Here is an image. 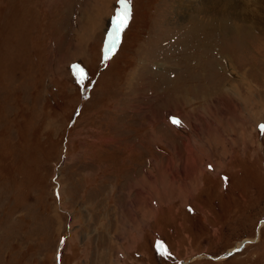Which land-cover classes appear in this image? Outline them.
Returning <instances> with one entry per match:
<instances>
[{
  "label": "rangeland",
  "instance_id": "rangeland-1",
  "mask_svg": "<svg viewBox=\"0 0 264 264\" xmlns=\"http://www.w3.org/2000/svg\"><path fill=\"white\" fill-rule=\"evenodd\" d=\"M117 1L0 0V264H264V0H133L108 41ZM252 97V129L215 123Z\"/></svg>",
  "mask_w": 264,
  "mask_h": 264
},
{
  "label": "crops",
  "instance_id": "crops-1",
  "mask_svg": "<svg viewBox=\"0 0 264 264\" xmlns=\"http://www.w3.org/2000/svg\"><path fill=\"white\" fill-rule=\"evenodd\" d=\"M250 87H251V90H252L251 93H254L255 91L253 90V87L252 86H250ZM224 92L226 93L227 90L224 89ZM192 93H194V92H192ZM256 93H260V91L258 90V91H256ZM177 100H178V98H177ZM260 100L261 99L259 97H256V98L252 97L250 99L248 98V102L251 105V107L249 108V106H245V108L242 110L243 116H242V112H241L239 114L238 113H234V117L230 114L229 118H228V107H227V104L225 102H223V101H220L219 103L221 104V106H220V112L218 113L219 119L215 123H217V124H227V123H229L231 125L248 126V127H250L252 129L254 124L262 116V114H260L261 111L259 109V107H260L259 101ZM193 101H195V100H193ZM253 101H257V104L254 105ZM244 103H246V102H244ZM234 106H235V103H234ZM235 109H236V107H235ZM177 115L182 119L183 125L187 126V123H186L185 119L183 118V116L180 115V114H177ZM144 123H146V122H142L143 125H146ZM148 124H152V123L150 122ZM168 128L174 130V128H172L170 126H168ZM142 133H143V136H141V138H144L147 135V132L143 131ZM249 135H250V133H249ZM207 137H208V140H209L207 145L202 144V143H198L195 140L187 141V150L188 151L186 153L185 158H186V160L189 158V160L187 161V164H188V166H190V168H192V170L194 172H196L198 170H201L200 168L202 167V164L204 163V157H205L207 151L210 152L212 150L213 152L209 153V155H212L215 158H216L215 155H217L216 152H218L219 154H224L226 152V148H225L226 144H225V141L223 140V139H225V137L223 135L219 136L218 133H215L213 135V137H211L210 135L207 136ZM145 139H146V137H145ZM160 140L161 139H159L158 141H160ZM245 140H249V138H247L244 135L243 136L240 135L239 137L236 138V141L240 142V143H242V141H245ZM139 141L141 142L142 139H140ZM145 142H146V144L141 143V145L136 147L134 152H139L140 153V152H142L143 149H146L148 147L150 148L151 144H152V146L154 145V147L158 144V143L155 142V140L153 142L152 141L148 142V141L145 140ZM206 146H209V147H206ZM250 146H251L250 149H252L253 145H250ZM174 148H175V146H174ZM174 148H172L170 146L169 150L173 151ZM246 148L248 150L247 146H246ZM247 150H245V152ZM134 152H132V153H134ZM165 154H168L169 157L171 156L170 153H168V152H166ZM191 155L193 156V158H191L192 157ZM178 157H181V156H178ZM157 165H158V168H157ZM154 166H155V168H154V171H153V173H154L153 176H156V173L159 170V167L161 166V164L160 163L159 164H154ZM166 172L170 173V170L167 168ZM159 173H160V171H159ZM153 182L157 186L156 180H154ZM169 182H170V187L173 188L174 186H173L172 180H169ZM190 183L194 184V178H192V179L190 178ZM177 185L178 184L176 183V186ZM145 198H147V194L145 195ZM159 200H160V202L162 204V199L159 198Z\"/></svg>",
  "mask_w": 264,
  "mask_h": 264
},
{
  "label": "bare ground",
  "instance_id": "bare-ground-1",
  "mask_svg": "<svg viewBox=\"0 0 264 264\" xmlns=\"http://www.w3.org/2000/svg\"><path fill=\"white\" fill-rule=\"evenodd\" d=\"M193 1V0H191ZM191 1H189V3L191 4ZM241 1V0H225V1H221V0H206V1H202L204 5L208 6L209 7V4H210V7L209 8H218L219 5H221V10H227L226 9V4L230 5L229 9H233L236 7V5H238V2ZM246 1V0H245ZM255 1V0H254ZM234 2H235V5H234ZM258 2V1H257ZM97 6H98V3H97ZM96 16V15H95ZM212 25V24H211ZM213 27V26H212ZM217 27V26H216ZM215 27V28H216ZM218 27H220L218 25ZM214 28V29H215ZM213 29V28H212ZM89 30V29H88ZM89 36V34H88ZM247 242L249 240H246ZM227 254H223L222 257L226 256Z\"/></svg>",
  "mask_w": 264,
  "mask_h": 264
},
{
  "label": "snow or ice",
  "instance_id": "snow-or-ice-1",
  "mask_svg": "<svg viewBox=\"0 0 264 264\" xmlns=\"http://www.w3.org/2000/svg\"><path fill=\"white\" fill-rule=\"evenodd\" d=\"M121 2L127 3L129 0H121ZM127 26V13H125V16L123 18L117 17V28H123ZM174 123H179L177 120H173Z\"/></svg>",
  "mask_w": 264,
  "mask_h": 264
},
{
  "label": "flooded vegetation",
  "instance_id": "flooded-vegetation-1",
  "mask_svg": "<svg viewBox=\"0 0 264 264\" xmlns=\"http://www.w3.org/2000/svg\"><path fill=\"white\" fill-rule=\"evenodd\" d=\"M225 176H226V179H225V177H224V173H221V176H220V179H221V181H222V184H223V186L224 187H227V185H228V183H229V174H225Z\"/></svg>",
  "mask_w": 264,
  "mask_h": 264
}]
</instances>
